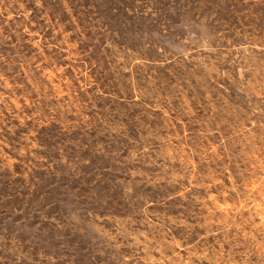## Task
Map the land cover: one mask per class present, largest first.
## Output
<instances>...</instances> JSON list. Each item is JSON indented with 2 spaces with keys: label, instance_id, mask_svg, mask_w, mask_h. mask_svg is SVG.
<instances>
[{
  "label": "rangeland",
  "instance_id": "1",
  "mask_svg": "<svg viewBox=\"0 0 264 264\" xmlns=\"http://www.w3.org/2000/svg\"><path fill=\"white\" fill-rule=\"evenodd\" d=\"M0 264H264V0H0Z\"/></svg>",
  "mask_w": 264,
  "mask_h": 264
}]
</instances>
